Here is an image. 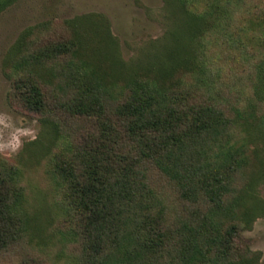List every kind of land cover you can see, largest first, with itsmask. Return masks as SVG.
<instances>
[{
    "label": "trees",
    "instance_id": "1",
    "mask_svg": "<svg viewBox=\"0 0 264 264\" xmlns=\"http://www.w3.org/2000/svg\"><path fill=\"white\" fill-rule=\"evenodd\" d=\"M15 1L0 0V12ZM166 1L184 9L192 0ZM217 1L210 4L208 0L203 13L197 15L187 8L190 35L219 28L231 37L243 35L259 46V52L252 51L256 58L250 56L248 80L256 104L264 105V6H254L252 0ZM27 30L8 50L7 64L15 62L16 53L27 42ZM237 41L238 48H247ZM180 63L188 68L194 65L189 58ZM29 76L18 72L12 82L14 96L28 110L44 115L43 124L59 130V125L56 129L52 124L53 106ZM75 86L73 98L63 109L76 118L89 115L92 121L99 119L93 121L81 143L69 147L70 154H53L51 176L64 191L61 202H66L70 224L76 221L86 236L88 250L103 254L98 262L93 261L96 253L92 254L90 264L257 262L256 253L240 235L241 223L250 221L255 208L239 211L237 207L245 191L250 153L257 151L250 149L247 132L250 128L264 129V114L261 122L254 123V112L244 114L232 100L231 105L191 102L198 90L182 79L166 89L147 79L130 78L124 100L112 103L103 100L107 89L95 78L84 85L77 81ZM215 146L219 147L216 154ZM154 171L171 181L185 201L197 207L202 201L209 206L207 212L201 216L195 207L187 211L191 213L188 219H171L160 193L152 186ZM20 179L19 168L0 159V251L14 245L27 231ZM240 182L243 186L239 188ZM229 193L231 198H225ZM214 208L230 212L231 220L226 224L215 220ZM261 209L264 211V206Z\"/></svg>",
    "mask_w": 264,
    "mask_h": 264
},
{
    "label": "rangeland",
    "instance_id": "2",
    "mask_svg": "<svg viewBox=\"0 0 264 264\" xmlns=\"http://www.w3.org/2000/svg\"><path fill=\"white\" fill-rule=\"evenodd\" d=\"M207 1L192 0L184 10L166 0H16L0 12V159L20 170L28 218L24 235L0 251V264H90L92 254L96 253L94 262L103 256L88 250L86 236L76 221L70 224L66 202H61L64 191L51 176L53 154H70L69 147L81 143L93 121L99 119L92 121L89 115L76 118L63 109L73 98L77 81L82 85L92 78L101 81L107 89L103 100L112 103L124 100L130 78L147 79L166 89L182 79L198 90L191 102L231 105L232 100L244 114L254 112V123L261 122L264 105L256 104L248 80L250 56H254L252 51L259 52V46L219 28L190 35L185 11L189 8L201 14ZM251 2L264 6V0ZM24 30L29 32L25 35L28 43L14 55L15 62L7 64V52ZM249 30L253 32L252 27ZM236 38L247 48H238ZM188 58L196 66L178 64ZM18 72L32 75L46 94L47 103L54 108L52 124L56 129L59 125V130L43 124L44 115L28 110L14 96L12 82ZM247 134L250 149L257 151L250 153L245 191L237 209H255L250 221L241 223L240 235L256 253L255 264H264V129L250 128ZM218 151L215 146L213 152ZM152 173V186L160 193L169 217L188 219L191 213L187 211L197 205L181 198L165 176ZM241 186L243 182L238 184ZM225 198H231V193ZM208 207L201 201L199 215ZM215 210L214 218L221 224L231 220L230 212Z\"/></svg>",
    "mask_w": 264,
    "mask_h": 264
}]
</instances>
